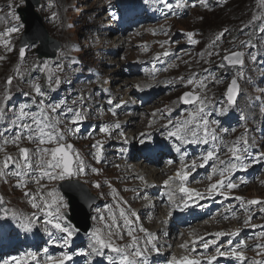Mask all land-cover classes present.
<instances>
[{
    "label": "snow or ice",
    "instance_id": "1",
    "mask_svg": "<svg viewBox=\"0 0 264 264\" xmlns=\"http://www.w3.org/2000/svg\"><path fill=\"white\" fill-rule=\"evenodd\" d=\"M163 6L169 11L173 5L168 0H159ZM220 3L226 0H219ZM27 0H20L19 6L26 5ZM144 3H149V0H144ZM198 3L205 8L208 7V0H198ZM260 8H264V0H257ZM195 7V5H192ZM15 5H9V8H15ZM177 8H183L182 3L175 5ZM15 21L20 22L18 26L7 28L5 32L0 33V45L7 51H13L11 47L10 37L13 33L18 32L20 27H23L21 16L17 11L9 12ZM260 21V23H257ZM253 28L252 35L248 40L242 41L241 45L247 49L257 48L258 39L264 43V14H255L252 22L245 27ZM228 29H224L215 37L211 48H215L216 44L225 36ZM155 34V33H153ZM166 34V33H165ZM188 40L192 44L198 43L193 39L194 33H187ZM167 43V41H165ZM163 47V45H161ZM26 49L22 47L19 52L21 59L25 58ZM220 55L219 52H209L208 55ZM168 51L163 52V56H169ZM252 61H256L257 55L254 52H249ZM245 52L240 50H228L222 57V62L218 65L222 69L238 68L244 66ZM4 59V57H0ZM159 59V57H157ZM75 63V61L73 62ZM44 69L49 70L48 86L51 91H55L61 84V79L58 75L49 69V65L45 62ZM61 66H57L56 71L59 72ZM238 75L242 78L243 72L238 71ZM12 77L6 81L7 86H11ZM184 77H180L183 82ZM55 85V87H53ZM185 86H194L191 91L184 92L180 97V101L185 105L193 106V111L186 114L185 118L173 121L171 117V109L168 110V115L161 113L162 119H167V123L163 125L165 132V140H172L175 143L174 151L179 155L180 167L173 175H169L164 180L163 186L167 190L166 198L168 201L169 211L168 218H171L176 211L183 212L186 209L195 205L196 201L203 200L206 197L213 195L224 196L229 198V193L233 189L239 187V184L233 183L232 176L240 171H247L253 163H259L264 160V152L255 154L252 150V145L246 134L242 135L235 141H227L224 136L218 135L217 129L213 128L217 122L209 120L210 115L209 102L206 95H201L200 92L207 88V84L203 80H197L195 77H189ZM139 90H143L141 85H136ZM34 95L30 102H26L18 107V110L13 111L11 118L6 116V101L11 99L10 91L6 92L2 101H0V120L8 119V124L0 132V138H3V145H0V152H4L3 158H0V176L7 177L9 175L16 177L18 183L16 187L27 188L28 183H35L38 188L35 193L25 191L24 196L29 197L31 207L36 210L30 217H23L16 212L5 207V201L0 196V243L7 240L8 242L18 241L20 232L28 234L34 231L35 221L41 220L43 217V231L47 235L48 243L61 249L71 248L73 238L78 234L79 228L72 225L66 213L63 211L68 208L64 197L59 194L55 188L47 189L49 182L63 181L71 179L73 176L86 174V163L83 157L74 150V145L69 143V133L75 135L80 131L79 125L87 118L83 107L74 108L68 107L66 102H50L48 93L42 90L39 84L33 86ZM239 94V86L237 79H232L226 90V99L228 105H233ZM29 96V93H25ZM83 98L81 97V100ZM77 104L76 100L72 101ZM109 104L112 101L109 100ZM115 107H121L116 104ZM159 111V110H158ZM220 114L227 111L226 107L220 108ZM116 113L113 112V115ZM156 113H153L155 116ZM71 125V127H68ZM119 129L121 126L116 123L114 126ZM101 132L109 133L107 127L101 128ZM226 132L227 130H222ZM247 131V130H246ZM5 133L8 136L5 137ZM123 136V133H120ZM142 137L146 134H141ZM27 141L34 145L33 148L21 147L20 145ZM127 143V140H125ZM141 145L147 146L145 139H141ZM11 144L18 148V155L12 156L5 151V146ZM185 145H210L197 159L188 161L186 154L182 151ZM95 149L93 158L97 163L102 159V144L97 141L92 145ZM227 156V159L221 158ZM211 162V173L207 179L209 184L206 192H201L196 188L188 186V181L193 172L198 168H205ZM172 161H169L171 164ZM92 171L98 172L93 168ZM214 177L216 178L215 181ZM144 181V177H140ZM45 181V183H42ZM199 183V181H197ZM101 185L97 183L95 187ZM147 199V197H144ZM244 206L246 213L249 212V205H262L259 211L264 213V201L252 199L245 201L243 197H234ZM123 202L110 204L104 213L93 217L102 227H94L91 232L87 233L90 240L88 251H73L63 252L60 256L46 255L44 264H67L73 260V256H81L86 258V264H98L96 258H103L106 264H149L148 254L152 251H159L157 240L158 237L148 231L143 225L136 227L138 214L130 208L125 209L121 206ZM37 212L40 215H37ZM237 218V217H234ZM11 221V223H9ZM252 215L247 214L242 224L243 227H260L264 229V225H253L251 223ZM240 229L234 232L218 231L214 233L215 240L211 243L217 245L220 238L224 236H237ZM140 234H143L142 236ZM167 235V233H165ZM183 235V234H181ZM128 238L127 243H123L125 238ZM258 239L264 240V231H261ZM202 241V247L205 252L208 251L210 243L204 240L203 237H198L192 240L191 246L188 243L180 245L185 252L194 254L197 251L196 245ZM247 245L241 244L239 247H234L231 242H228L226 250H221L220 246L215 247V252L207 257L195 255H182L180 257L172 256L168 264H214L217 257L223 256L235 259L238 264H264V259L249 260L246 256ZM264 243L255 245L254 249L257 255L264 256ZM47 253L48 249L45 248ZM34 253L28 252L22 256H14L11 259H5L3 264H29V261L36 260Z\"/></svg>",
    "mask_w": 264,
    "mask_h": 264
},
{
    "label": "bare ground",
    "instance_id": "2",
    "mask_svg": "<svg viewBox=\"0 0 264 264\" xmlns=\"http://www.w3.org/2000/svg\"><path fill=\"white\" fill-rule=\"evenodd\" d=\"M129 3L134 8V13L136 15V25H139V29L136 30V38L134 42L124 41L121 39V35L123 36L126 31V27L123 29L121 34L120 32V23L117 22L121 16L118 8L114 9L113 7L110 10H106L102 4L97 0V4L100 9H98V13L102 11H108L107 18L104 14L103 19L96 20L94 25L98 27L99 34L97 43L102 46V52L109 55L106 60H103L102 66L108 69L109 71L100 72V75L106 79L108 82V86L106 88H102L101 84L97 83L92 79H87L86 83H84L80 89H78L76 81L78 80V76L76 79H71V86H74L77 92L79 93L76 101L77 104H73L72 102L67 103L68 107L80 108L83 107L84 113L86 115V119L79 125L80 131L75 135L69 133V142L75 143L79 151L81 157L84 158L86 163V174L73 176L71 179H66L63 181L58 180V187H55L57 181L49 182L48 188L45 191L55 188L61 193H71L74 194V202L79 210H85V207L90 202V196L87 195L88 191L85 189L84 191H79L77 189H82L93 186L99 196V204L92 211V218L96 217L100 213H104L106 215L105 209L108 208L110 204L114 205L116 202L126 201L127 203H121V206L125 209L133 210L136 208V213L138 214V220L136 227L139 225H143L148 231L154 233L157 237V244L159 251H152L148 254L149 264H156L158 261L169 262L172 256L180 257L182 255H196L185 252L184 249H181L180 246L183 243H188L189 246L192 244V240L200 237L197 233L193 231V223L198 219L196 211L198 210L197 204L186 209L184 214L180 211L174 212L171 218H167L165 220L158 218V212H163L164 207H168V201L163 198V194H159L161 188H164L163 182L164 178H167L171 175V171L174 169V166H168L166 169L158 173L156 169V160L157 157H163L161 159V163L164 164L167 158H172L175 161L179 160V155L174 151L175 143L172 140H165L164 132L165 129L163 125L167 123V119H162L161 115H148L147 118L144 116L142 112L134 111V104L132 102H136L142 106L145 105H155L156 99L160 95H164L165 92L167 94H177L183 88H192L194 86H185L186 81L189 77H195L197 80H203L207 84V88L200 92L201 95H206L208 98V102L211 101L212 96L217 95V90L220 86V82L215 80L210 75H208V69L204 67L205 56L201 58L191 57V51L181 52L182 49H179L175 44L171 43L170 36L168 37L164 30L159 32H152L150 37L154 39L153 45L156 43H160L163 47H159L157 52H154L152 55L149 54L151 49L146 50L143 46V42L147 40L148 36L143 35L141 37V33L146 30L145 24L156 21L159 19L158 14V4L157 0H149V3H144V0H124ZM11 3V0H0V33L5 32L7 28L13 27L14 23H11L9 9L8 6ZM196 5V4H193ZM113 6V4H112ZM42 7L45 11H53L58 12L60 10L59 0H47L46 2H42ZM155 9L154 14L148 15L147 13H142L143 10H151ZM195 9L192 5L187 7V10L190 12ZM142 13V15H141ZM175 15H178L175 14ZM112 18V19H111ZM58 20V17L55 18ZM129 19L124 21L123 23H128ZM107 21L110 27L106 26ZM144 24V25H143ZM131 29V28H130ZM38 27L34 28V25L30 27L29 34L34 37L36 35H40L38 32ZM119 30V31H118ZM106 32L108 35L113 38H102L103 33ZM155 33V34H153ZM14 36L12 34L11 38ZM167 41V43H165ZM138 42V43H135ZM50 48L53 47V44H48ZM139 47L142 51L138 57V60L135 65L130 66L126 63L128 57H134L132 48ZM105 48V49H103ZM263 49L262 45H259L258 51ZM124 50L120 59L118 61H114L112 56H115L117 52ZM168 51L170 53L169 56H163V52ZM9 51H7L2 45H0V57H4V59H0V67L3 64H7L6 59L9 62ZM95 55V54H94ZM159 57V59H157ZM134 59V58H133ZM125 62V63H124ZM122 64V65H120ZM174 68V71H173ZM258 67L254 64H250L247 67V73L251 75L250 71L257 70ZM124 71V73L122 72ZM177 72V75H172L170 72ZM68 75H66L67 77ZM176 76H178L176 78ZM180 77H184V81L180 80ZM131 78H143L145 80V84H140L146 91V95L143 98H139L137 96V87L136 81L129 82L127 85L121 84L118 90H114L113 85L110 84L112 82L119 83L120 81ZM250 78V77H249ZM110 81V82H109ZM243 89L246 91L250 90L251 83H249L247 78H244ZM264 83V81H263ZM242 84V83H241ZM90 87L89 91H86V87ZM70 87H68V90ZM102 90H108L107 94H104ZM48 93V100L50 102H56L58 99V95L54 93V96L51 95V92L48 90H44ZM63 91V89H61ZM8 90L4 92L0 88V101L3 100L4 95ZM241 93H239L240 95ZM11 99L6 101V116L7 118H11L13 111L18 110V107L23 103V91H15L10 92ZM110 96L112 99H109ZM81 97L83 98L81 100ZM125 99V102L121 104V107L117 108L115 105L117 101ZM109 100L112 101V104H109ZM242 102L243 98L240 100V103L233 106V116L236 118L237 122L232 126L224 127L222 130H227L226 132L220 130V125L217 123L212 125L213 128L217 129L218 135L224 136V138L230 142V138L225 137L224 134L229 131H237L241 125V114H242ZM177 104H180L177 102ZM253 107V105H251ZM171 109V119L173 121H177L185 118L186 114L190 111L187 110H178L176 107V103H173L169 108H166L162 113L167 116L168 110ZM158 111V110H157ZM193 111V110H192ZM113 112L116 114L113 115ZM209 120H214L213 116L210 114L208 117ZM116 123L120 124V128L116 129L114 126ZM8 124V119L0 120V132ZM246 126L249 130L251 136H253L255 130L259 129L262 124L261 122L255 121L254 116L251 114L250 117L246 118ZM71 127V125H68ZM107 127L109 129V133H103L100 131L101 128ZM123 133V136L120 135ZM146 134L142 137L141 134ZM5 137L8 136V133L4 134ZM145 139L147 146H150V151L146 156L140 153L138 150L136 153L133 149L134 145H138L140 147H145L140 144V140ZM127 140V143L125 142ZM97 141H100L102 144V159L100 163H97L93 158L91 153L95 152V149L92 145L96 144ZM0 145H3V138H0ZM21 147L33 148L34 145L29 144L26 140L20 145ZM210 148V145H208ZM8 147H15L11 144L5 146V151L9 152V154L16 156L14 154L15 149H9ZM125 149V151H121ZM190 145H185L182 147L183 150H189ZM160 150H168L174 154L173 157H164L166 154L164 152H159ZM159 152V153H158ZM4 152H0V158H3ZM223 155H222V157ZM95 168L98 172H93L92 169ZM211 169V162L210 167ZM149 176L154 181L151 183L142 181L140 177ZM80 177L82 179H76ZM258 178L256 182V189L264 192V179ZM11 193L10 203L12 206H19L16 209V213L25 217L32 216L33 212L36 211L31 207V201L29 197L24 196L25 191H29L35 193L37 191L38 186L35 183H28L27 188H18L16 187L18 181L16 177L11 175L8 176ZM84 182L85 184L81 183ZM45 183V181H42ZM99 183L101 186L99 188L95 187V185ZM76 186V188H75ZM244 186V184H241ZM86 191V192H85ZM97 192L95 190H91ZM144 197H147L145 199ZM151 199L153 202L149 206L144 205L143 203L148 199ZM69 213L71 214V206L69 201L67 202ZM37 215H40L37 212ZM68 215V214H67ZM232 217H235L233 215ZM43 217L41 216V220L35 221L34 223V231L32 233L26 234L27 238L36 237V240L29 245L28 252H32L34 254H39L36 260L29 261V264H44L45 258H43L44 254L41 253L45 248L53 246L48 243V237L43 231L42 224ZM175 223L179 226H187L190 229L183 231L185 235H189V241L183 242V238H180L175 246L178 247L177 250H173L171 245H173V240L169 238V236H165V231L168 229L171 224ZM159 227L157 228L156 226ZM94 227H102V225L93 219V225L89 232L92 231ZM228 229V228H227ZM81 230V229H79ZM87 232V233H89ZM87 233L83 235L81 231L73 238V243L71 248L63 249L62 252L68 251L73 252L74 247L76 245L85 244V240L88 239ZM141 236L143 234H140ZM128 238L126 237L123 243H127ZM90 244V240H89ZM202 244V241L196 245L197 250L200 249L198 246ZM14 248L5 249L0 248V264H3L5 259H11L12 257H18V254H14ZM52 251H55L52 249ZM88 251V250H87ZM61 252V251H60ZM21 254V255H25ZM204 256H202L203 258ZM85 257H75L73 256V260L67 262V264L75 263L81 264ZM98 264H101L98 258H96ZM221 260L216 259L214 264H229L228 260H225L223 263H219Z\"/></svg>",
    "mask_w": 264,
    "mask_h": 264
},
{
    "label": "rangeland",
    "instance_id": "3",
    "mask_svg": "<svg viewBox=\"0 0 264 264\" xmlns=\"http://www.w3.org/2000/svg\"><path fill=\"white\" fill-rule=\"evenodd\" d=\"M46 1L47 0H39L40 4L37 8L36 6L33 7V9L36 11L33 12L36 13L38 15L37 17L41 20V25L44 28L47 37L50 40L55 41L59 44V48L58 51L56 52L55 60L49 61L46 59H40V60L37 59L35 50L39 48L40 43H35L36 45L33 46L29 45L28 43L27 45H29V47L26 50L25 58L20 59L19 42L24 32V25H23V27H20V30L18 32H15L14 36L11 38V47L14 50L8 52L9 62L6 59L7 64H3V66L0 67L1 90L3 92L5 90H8L10 92L23 91V97H24L23 104L26 102H30L32 96L34 95L33 86L36 84H39L42 90L47 89L51 91L48 86L49 70H46L43 67L45 62L49 65V69L52 72H54L56 75H58L59 78L61 79V84L59 85L58 88H56L61 93L60 102L69 103L77 99L79 93L77 92L74 86H71V81H72L71 79H76L75 77L77 76H78V80L76 81V84L78 89H80L81 86L84 83H86L87 79H92L97 83L101 84L102 88H106V86H108V82L106 81L105 78H103L100 75V72L105 71V73H107L106 71L111 70L106 67H103L101 63L103 62V60H106V58H108L109 55H107L105 52L103 53L102 46H100L97 43L100 28L98 29V27L94 25V22H96V20H101L105 18L104 14L107 13V11H102L101 13H98L97 10L100 9V7L99 5H96L97 0H59L60 10L58 12H53V11L49 12V11H45L44 8L42 7V2L44 3ZM98 1L100 2V4H102V6L106 10H110L114 2L115 5L119 4L122 7H131V5L125 2L124 0L123 3L122 0H98ZM193 1H195V4L198 3V0H193ZM208 1L210 3H208L207 10L195 9V10H191L190 12L187 11L185 16L179 19L178 22H176L174 20H178V18L168 17L166 12L168 11V9H166L163 6V4H161L159 0H157L158 7H162L161 9H158V11L161 12L162 16H160V18L156 20L155 23L151 24L149 28H147L144 32L141 33V37L143 35L148 36L147 40L143 42V46L146 48V50L151 49V51L149 52L150 55H152L154 52H157L161 44L158 42L155 45H153L155 40L150 37V34L152 32H159L161 30H164L166 32V35L170 36L172 44H175L179 49H182L181 52L191 51L190 56L195 58H201L205 56L206 59L204 60L203 63L204 67L211 68L212 69L211 77L220 82V86L217 90V95L212 96L211 101L217 99L218 106L223 105L224 107L227 108V111L224 112L226 117H228L227 125H232L234 122V117L230 116L231 115L230 109L232 108V105H227L225 102L226 90L232 79H237L239 86V93L241 94L237 96L236 100H238L237 102L240 103V100L243 98V105L246 109V114L247 115L252 114L255 120L258 119L260 116L264 117V108L259 105V101H255L256 95H258L256 91L257 87H251V90L247 91L249 94H247V92H245L246 90L243 89L244 88L243 84L246 85L244 82V78H247L250 83L253 81V79H259L261 78V76H263L262 73L260 74V70H261L260 66L258 70L254 73V76L252 78L251 77L249 78L247 76L248 65H250L251 62L260 65L262 63V58L257 50L247 49L242 47L241 45L242 41H246L249 39V37L252 35L253 28L255 27V25H252V27L246 28L245 25H249L252 22V18L255 14L258 13L264 14V8L259 7L257 0H226V2L224 3H220L219 0H208ZM168 2L171 3L173 6L175 5V0H168ZM19 4H20V0H11V3L9 5H15L18 8L25 7V5L20 7ZM17 7L9 8L8 6L9 12L16 11ZM177 9L180 10L181 8H177ZM153 12L154 10L152 9L151 13ZM56 17H58V20L55 19ZM10 19H11V23H14V26H18V24L20 23L15 21V19L12 16H10ZM257 23H260V21H257ZM106 26L110 27L108 21ZM224 29H228V32L216 44L215 48H211L210 45H212L213 41L215 40V37L219 35L220 32ZM190 32L194 33L193 39L198 41V43L194 44L191 47L186 46V44L190 43L187 36V33ZM106 36L111 39L113 38L112 36L104 32L102 38H106ZM122 37L124 41L127 40V42H134L136 38V34L133 33L132 35H127V36L123 35ZM255 42L258 45L257 48L259 47V45H264V43L260 42L258 39H256ZM47 48L50 49L49 46ZM228 50H240L245 52L243 68L237 70L236 72L230 75H226L224 73V69L218 66L219 62L222 60L223 55ZM210 51L213 53L219 52L220 55L213 54L209 56L208 53ZM123 52L124 50H121L120 52H117L115 56H112L114 61H118ZM132 52L134 57H128V59L126 60L127 61L126 63H128L129 65L133 60L137 62L138 59L136 57H138L141 52H145V51L144 50L142 51L139 47H133ZM248 52L256 53L257 55L256 61H252L251 56L248 55ZM74 61L75 63H73ZM58 65L61 66V70L59 72L56 71ZM173 71L170 72L172 75L178 74L177 72H173ZM238 71L243 72L242 78L238 75ZM122 72L124 73L123 70ZM66 75L68 76L66 77ZM9 77L13 78L11 86L6 85V81L8 80ZM177 77L178 76H176V78ZM135 81L137 84L146 83L143 78H131V79L127 78L126 80L120 81L119 83H116L114 81L110 84L113 85L114 90H118V87L121 84H123L124 86L125 84L127 85V83L129 82H135ZM53 87H55V85H53ZM68 87H70L69 90ZM61 89H63V91H61ZM90 89H91L90 87L88 86L86 87V91H89V93H90ZM192 89L193 88H189V89L183 88L177 94H167L166 91L164 95H160L157 97L155 105H149L147 109L140 110V112H142L144 116L147 118L149 114L153 115V113H156L157 110H159L160 114L156 113V115H161L162 109L169 108L173 103H176V107H178V110H180L181 108L183 109L188 108L190 106L183 107L181 105L182 102L180 101V97L184 92L191 91ZM105 92L108 93L109 91L105 90ZM136 92L138 97L146 95L145 89L144 90L137 89ZM25 93H29L30 95L26 96ZM51 93L53 94L55 92H51ZM262 97L264 98V95H261V98ZM177 102H179L180 104H177ZM132 103L135 104L136 102H132ZM251 103H253V105L255 106L252 107V109L250 110ZM262 124H264V121H262ZM246 135L249 139L250 138L249 134ZM255 136L259 137L258 130H256ZM249 141L252 145V150L255 154L264 152L263 136H261L257 140H255L254 136H251ZM73 145H74V150L78 152L79 151L78 146L75 143ZM8 148L15 149L14 154L18 153L17 147H8ZM7 153L9 154V152ZM261 162L263 163V168L260 176H264V160H261ZM249 169H252V167H250ZM207 177L208 174H206L205 177L201 179V182L203 184L207 183L208 186L209 181ZM149 178L150 177H145V180L147 181V179ZM76 179H82V178L77 177ZM215 179L216 178H214L213 182L215 181ZM80 182L85 184L82 181ZM56 183H58V181ZM256 186H257L256 182H251L247 186L238 187L236 189H233L232 192L229 193V198L227 199L228 201L225 205H227L229 208H232L233 213L239 216L241 220V224L247 214L252 215L251 223L253 225H260L263 222V220L260 219V217L264 218V213L259 211V208L262 205H249L248 206L249 212L246 213L244 210V206L241 204V202L234 199V197L240 196L243 197L245 201H249L252 199H258L264 201V192L262 190L261 191L257 190ZM9 189H10V184H9L8 176L7 177L0 176V196H2L5 201V207L9 208L13 212H16V209H18L19 206L17 205L12 206V204L9 202L11 196ZM77 189L79 191L82 190L78 187ZM87 189L88 191H90L89 193H91L90 195L93 198V200L98 204L99 194L97 190L93 186L90 187L87 186ZM91 190H95L97 194L95 195L94 194L95 192ZM206 190L207 187L203 192H206ZM60 195L64 197V200L67 203V199L65 198L63 193L60 192ZM87 195L89 196L88 193ZM223 198L224 196L220 195V199ZM146 205H150V203L148 204L147 201ZM237 207H241L242 211L238 210ZM63 211L69 214L68 208L64 209ZM92 211L90 210L89 212V219H88L90 223L89 231L91 230L93 225ZM132 211H136V208H134ZM158 215H161L160 212ZM68 216H70V214ZM235 223H236L235 221H231L226 227L213 226L208 230L207 233L214 234L218 231H225L227 230V228H229V226ZM243 228L244 230H247L254 227L249 226ZM20 236L26 238L25 233H23V231L20 232ZM32 240L35 241L36 237H33ZM22 243L25 244L26 241L22 239ZM28 247L29 245L25 246L26 252L28 250ZM85 249L86 248L83 245L80 246L76 245L73 251H83Z\"/></svg>",
    "mask_w": 264,
    "mask_h": 264
},
{
    "label": "water",
    "instance_id": "4",
    "mask_svg": "<svg viewBox=\"0 0 264 264\" xmlns=\"http://www.w3.org/2000/svg\"><path fill=\"white\" fill-rule=\"evenodd\" d=\"M39 5V0H27L26 7L24 9H18V14L21 16V21L25 25V31L22 35V39L20 41V49L24 47L27 49L29 45H36L35 43H40L39 48L36 50L37 59L46 58L49 60L54 59L55 52L59 48V44L55 41L50 40L46 33L44 28L41 25V20L37 17L38 15L34 13L35 11L33 9L34 6ZM36 14V16H35ZM34 25L35 27H38V32L40 35H36L32 37L29 34L30 27ZM29 43V45H27ZM53 44V47L48 49L47 45ZM236 68H230L227 69V72H232ZM84 191L85 189L82 188ZM65 196L69 199V203L71 206V216L69 217V220L75 224L76 227L81 229L82 231H86L88 229V217H89V210L94 206L93 201L90 200V202L85 207V210H79V207L76 206L74 202V194L65 192ZM82 213V215H81Z\"/></svg>",
    "mask_w": 264,
    "mask_h": 264
}]
</instances>
